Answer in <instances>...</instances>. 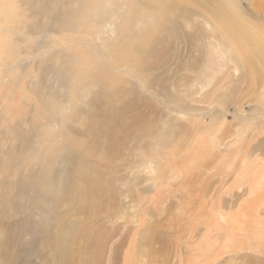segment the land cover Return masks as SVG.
<instances>
[{
  "label": "rangeland",
  "instance_id": "rangeland-1",
  "mask_svg": "<svg viewBox=\"0 0 264 264\" xmlns=\"http://www.w3.org/2000/svg\"><path fill=\"white\" fill-rule=\"evenodd\" d=\"M46 1L43 0V3ZM228 2L235 14V20L232 19L234 22L240 21L256 35L260 34V29L264 30V11L257 9L252 0ZM30 5L29 20H39L41 28L45 27L49 31L43 35L38 33L40 36H30L31 42L41 40L42 45L37 48L35 55L41 53L36 60L44 62L37 68L33 64L28 66V75L31 78L28 80L29 88L25 91L28 104L44 103L40 105L42 110L37 115L29 116L30 123H23L28 129L32 128L34 135L31 137V145L34 144L33 138L41 143L37 147L40 161L35 168L37 172L33 173L30 170L34 169V163L28 155L20 169H12L11 178L24 174L28 179L36 178L43 184L50 183V167L60 165L57 155L69 149L79 153L85 162L100 169L103 177L112 173L111 179H101L103 182L100 186L105 192L116 194L117 200L125 197L119 196L118 187H131L132 197L124 198L129 207L126 208L123 204L125 212L118 221V224L124 226L121 225L118 237L114 238V246L118 248H115L114 264H264V147L259 146L264 139V71H251L242 66L235 47L226 39L229 37L222 35L212 23L202 19L194 24L181 23L184 24L183 31L176 34L172 25L164 22L159 15L157 21L161 28L158 42H162L155 45L150 41L149 27L144 25V11L131 9L133 0H61L54 5L49 2L48 8L40 6L37 12L35 6ZM190 6L196 7L195 4ZM61 10L70 12L67 20L62 17L54 20L49 16L51 11L54 13ZM130 12L132 16L128 18L125 13ZM34 13L36 16L33 17ZM101 13H107L108 18L116 20L114 32L117 33H105L95 39L96 35L90 31L96 26L95 21ZM106 21L107 19L104 23ZM84 27L88 32L80 31ZM138 28L141 31L136 32ZM86 39L89 41L80 42ZM133 43L148 46V51L143 54L133 53L130 50ZM101 51L105 57L101 55ZM108 60L112 65L108 64ZM59 70L62 77L57 76ZM83 75L90 76L88 80L94 78L121 88L124 95L120 94L122 99H126L127 95L135 100L133 114L148 111V119L144 123L154 119V123L160 125L163 120L159 123V117L165 121L170 120L176 130L172 144L157 146L153 144L156 136L150 134L147 139L142 138V141L153 139L150 149L146 148L144 151L142 141L139 142L140 146L138 143V148L142 147L139 151L136 147L137 141L126 142L128 146L125 144L120 150L122 159L116 162L114 158L111 160L107 156L110 155V149L107 150L106 147L96 149L92 143H88V148L83 151L80 146L83 138L80 139L67 129L68 124L75 128L83 127L84 124L83 116H77L73 120L69 115L72 105L80 103L74 101L73 97L74 92L81 86ZM104 75L107 77H103ZM36 87L39 91L35 97L33 91ZM131 87L135 88L136 95L129 93ZM5 93L0 87V108L1 105L4 106ZM141 95L145 100H150L151 104L145 103L147 106L141 105L137 108L138 99L135 98ZM62 96L67 99L63 108L66 111L57 114L56 108L60 107ZM48 108L51 114L46 110ZM25 111H29L28 105H25ZM5 121L0 123V128L6 129ZM136 128L139 131V126ZM7 133L9 139L6 140L17 141L13 132ZM2 145L6 149L7 142L2 141ZM26 153L25 150L18 152L21 157ZM148 155V159L153 160L151 166H140L136 170L126 165L136 158L142 159ZM105 156L108 159L102 160ZM146 168L150 170L147 171ZM130 170L135 171L131 173ZM2 175L1 173L0 178ZM123 175L127 176V180L122 184L118 177ZM131 175H139L141 182L133 185L134 180L131 182L129 179ZM256 184L258 188L253 190ZM26 212L32 218L31 214L35 211ZM83 218L86 217L81 214L68 215V219H75L78 226L81 223L86 224L87 219ZM144 228H149L148 232L153 237L145 234L147 238L141 243ZM153 229L159 239L152 234ZM77 241L80 246L81 240ZM22 246L25 248L27 245L23 243L14 246L11 251L22 250ZM236 254L239 258H236Z\"/></svg>",
  "mask_w": 264,
  "mask_h": 264
},
{
  "label": "bare ground",
  "instance_id": "bare-ground-1",
  "mask_svg": "<svg viewBox=\"0 0 264 264\" xmlns=\"http://www.w3.org/2000/svg\"><path fill=\"white\" fill-rule=\"evenodd\" d=\"M60 1L61 0H47L43 3V0H0V87L6 92V100L4 102V106L1 105L0 108V120H2L0 123H2L3 120L7 121V125L5 127L6 129H2L4 127L0 128V174H3L0 178V264H114V259H116V257H114L116 255L115 248H117L116 246H114V238L118 237L117 233H119L121 229L122 224H118V221L122 217V214L125 212V209H123V204L126 203L124 201V198L132 197V188L129 186L126 188H122L121 186L118 187L119 196H125L120 200H117L116 194H112L109 191L105 192L104 190H102L100 185L103 180L101 179L105 177H109L106 179H111L112 173L111 175L110 173H107L108 175L103 177V173L99 172L100 169L98 170L93 164L90 165L89 163L85 162L84 159L80 157L79 153H76L69 149L63 150L57 155L59 157L58 162L60 163V165L50 167V183L43 184L40 179L37 180L36 178L28 179L24 177V174L23 176L21 175L17 178L14 177L13 179L10 176L12 175V169H20V167L25 162V157L27 158L28 155L34 163V169L30 170L31 172H37L35 168L40 161L37 147L41 143L39 140L33 138L34 144L31 145V137L34 135L32 133V128L28 129L23 125V123L29 122V116L37 115V113L42 110V106L40 105L44 103H41L39 101L40 105L35 103L33 104L32 102L28 104L25 96V91H27V88H29L28 80L31 78V76L29 77L28 75V66L33 64L37 68L40 67L44 62L43 60H36L38 56L42 55L41 53H36L35 55V52H38L37 48L42 45L41 40L36 39L35 41L31 42L30 36L36 37L39 35L38 33H42L43 35L49 31L46 30L45 27L44 29L41 28L42 24L39 20L33 18L29 20L28 10H30V4H33L35 6L37 12L40 9V6L41 8H48L49 2H52L54 5V3L57 4ZM190 4H195L196 7L194 6V8H192ZM252 4L257 9L264 11V0H252ZM135 8H137L138 11H144V25H147L149 27L148 30H150V41L152 43H155V45L162 42H158V38H160V36L158 35L159 28H161V25L157 21L159 15L164 19V22L172 25V27L175 29L176 34H181L180 30L183 31L182 28L184 24L181 23L192 22L194 24L198 20L202 19V21L212 23L215 29L219 30L222 35H226L229 37H226V39H229L231 46L235 47L236 54L240 59L242 66L244 65L248 67V69H250L251 71H255L256 69L264 71V30L260 29V34L258 33L259 35H256L255 33L248 30L249 28H246L243 24H241L240 21L237 20V22H234L235 14L232 13L231 4H229L228 0H133L131 9ZM128 9L130 10V7ZM49 14L46 15L51 16L52 18H54V20L61 17L62 19L67 20V17L69 18L70 12L61 10L54 13H52L51 11V13ZM125 14H127L128 18L132 16L131 12ZM34 16H36L35 13L33 17ZM105 19H107L106 23H104ZM153 20L155 21L153 22ZM115 21L108 18L107 13H101L95 21L96 26L92 27V30L90 32H92L93 35H96L95 39L100 38L101 35L105 33H115ZM160 22H162V19ZM164 26L167 27L166 24ZM72 27H75V24H72ZM139 29L140 28L136 29L135 31H141ZM80 31L88 32V29L84 27L83 30ZM165 37H167V35ZM88 41V39L80 40V42ZM167 42L170 43L169 41ZM124 43L123 45L127 44ZM180 45L182 46V44ZM97 46L98 45H96V48L98 49ZM130 50H132L133 53L136 52L137 54H143L145 51H148V46H144L140 43H133V46ZM150 53L151 51L149 52V54ZM101 55L105 57V54L102 51ZM144 55L146 57V54ZM108 64L112 65L109 60ZM41 68H43V66ZM116 68L117 70L119 69L118 64ZM112 70L114 72H118L115 69ZM124 70L129 72L127 68H125ZM134 71L136 72V69ZM108 75L110 76L109 73ZM182 75L184 74L182 73ZM57 76L62 77L61 70H59ZM86 76L87 75L82 76L81 86L79 87L77 92H74V101H80V103L72 105V107L74 108L73 110L72 107L70 108L69 114L73 120H76L77 116H83V127L75 128L71 124L67 125V129L72 134L78 136L80 139L83 138V141L80 143L83 151L88 148V143H92V146L96 149L106 147L107 150L110 149V155L107 156L111 160L114 158L116 162L122 159V153H120V150L123 149L125 144H127L126 142L131 141L134 143V141H137L136 147L139 151V149H142V147L138 148V143L142 141V138L146 137L147 139V136L149 137L150 134L156 136V139L154 138L155 140H152L154 141L153 144L157 146H161L163 144L166 146L167 144L170 145L173 139H175L172 137H174L173 135L176 130L175 128H173L174 124L172 123V125L170 120L165 121L163 118L160 119V117L158 120V117H156L159 123L162 120L163 123L158 125L154 123V119V121L152 120L150 122L147 121L146 123H144V120L148 119L146 114L148 111L146 113L144 111H138L137 113L133 114L135 108L133 104H135V100H131L127 95L126 99H122L121 95H124L121 92V88L112 85V83L105 84L103 82H99V80H96L94 78L92 80H88L90 76ZM191 76L193 75L191 74ZM103 77L106 78L107 75H104ZM140 77L143 76L140 75ZM181 77L183 78V76ZM43 89L44 86L42 90ZM188 89L190 90V88ZM38 91L39 90H37L36 87L33 91L35 93V97ZM135 91V88L131 87L129 93L131 95H136ZM125 92L127 93V91ZM190 93H192V91ZM127 97L129 99H127ZM135 99H138L137 108L141 107V105L144 106L146 104H151L150 100H145L142 95L136 97ZM60 102V107L58 108L57 106L56 108L55 113L57 114H61V112L65 113L66 111H64L63 108L65 104H67V99L65 100V98L62 96ZM25 105L29 106V111H25ZM183 105L181 106L183 107ZM46 110H48V113L51 114V112H49V108ZM155 112L159 113L158 111ZM55 113L53 112V115H56ZM13 118H15V120ZM155 124L158 126H156ZM136 126H139V131H136ZM8 131H11L15 134L14 137H16L17 141L9 142V140H6L9 139V135L7 133ZM152 140L151 138H149L150 142L147 140L142 141L141 144L143 147H145L144 151L146 150V148L150 149V147L153 146ZM2 141L7 142L6 149L2 148ZM29 143L30 146L28 145ZM126 146H128V144ZM259 146L264 147V139L260 142ZM29 147H31L32 149L34 148V151H32V149L29 150ZM22 150H25L27 152L24 157H21L18 154V152ZM107 150L105 149L104 151L106 152ZM106 153H108V151ZM107 156H105L106 158L104 157L102 160L108 159ZM148 158L149 155L148 157L146 156L142 159L136 158L130 161V164L126 165H129L128 167H133L134 169L140 166H151L153 164V160ZM81 164L83 166H81ZM107 169L110 170V168ZM149 170L147 169V171ZM130 171L132 173L135 170ZM139 175L133 177L131 175V177H129V179H131V182H133L134 180L133 185L134 183L140 181ZM118 178L122 184L125 180H127V176L124 175ZM127 182L128 181H126V183ZM256 187L257 184L252 189L256 190L258 188ZM145 188L144 190L146 191ZM145 191L142 192L145 193ZM125 206L126 208L129 207V205L127 206L126 204ZM27 210L35 211L34 214H31L32 218H30L27 214ZM71 214H81L85 216L86 218H83V220L87 219L85 221L86 224H79V226L81 227L80 229L75 219L74 221L68 219V215ZM70 221H72V223H70ZM109 223H111V225H109ZM74 226H76L77 229ZM123 226L124 225H122V227ZM148 229L145 230L144 228V234L140 233L142 234V239L140 240L141 243H144V239L147 238L145 234L151 235V233L148 232ZM154 233L155 231L152 234L157 235ZM160 236L162 235L160 234ZM156 238L159 239V235H157ZM78 239L81 240L80 246L78 245ZM23 243L27 245V248H24V246H22L24 248L22 250L20 249L16 252L11 251L14 246L16 247L17 245H23ZM118 252L120 253V251ZM236 255L235 256L237 258L238 254Z\"/></svg>",
  "mask_w": 264,
  "mask_h": 264
}]
</instances>
